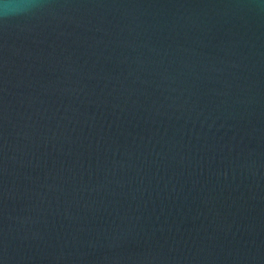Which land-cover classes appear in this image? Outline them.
<instances>
[{
  "label": "water",
  "instance_id": "1",
  "mask_svg": "<svg viewBox=\"0 0 264 264\" xmlns=\"http://www.w3.org/2000/svg\"><path fill=\"white\" fill-rule=\"evenodd\" d=\"M0 264H264V0H0Z\"/></svg>",
  "mask_w": 264,
  "mask_h": 264
},
{
  "label": "clouds",
  "instance_id": "2",
  "mask_svg": "<svg viewBox=\"0 0 264 264\" xmlns=\"http://www.w3.org/2000/svg\"><path fill=\"white\" fill-rule=\"evenodd\" d=\"M4 7H5V10H7V8L9 7V5L8 4H5Z\"/></svg>",
  "mask_w": 264,
  "mask_h": 264
}]
</instances>
